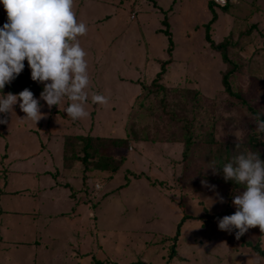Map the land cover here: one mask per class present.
Wrapping results in <instances>:
<instances>
[{
  "label": "rangeland",
  "instance_id": "rangeland-1",
  "mask_svg": "<svg viewBox=\"0 0 264 264\" xmlns=\"http://www.w3.org/2000/svg\"><path fill=\"white\" fill-rule=\"evenodd\" d=\"M211 1L74 0L73 10L88 28L87 34L78 39L87 53L90 82L85 109L89 115L74 121L64 112L70 103L67 98L59 107L54 105L51 109L42 100L41 111L46 115L36 127L23 124V136L30 140L20 145L18 154L25 157L14 164L9 158L2 162L9 151L4 153L5 133L0 129V167H13L15 175H10L14 186L37 182L43 185L44 192L37 198V204H44L45 215L58 208L50 202L51 192L58 190L64 194V204L60 203L58 212L65 213L54 214L51 219L44 217L39 222L43 235L58 237L50 238L48 260L53 264H255L251 255L241 249L242 239L236 238L235 230L229 233L218 228V219L224 215L208 223L205 236L193 233L191 223L198 215L206 213L207 218L211 211H220L224 205L232 204L237 194H226L225 181L217 183L216 174L209 172L226 144H235L232 149L237 152L259 150L264 159V141L257 138L256 123L252 119L264 113V21L261 20L264 13L259 17L258 0H228L226 9L215 5L219 20L210 24L214 41L228 38L232 42L229 55L235 63H241V68L232 73L230 82L233 92H241L247 101L245 104L225 88L222 76L231 65L222 60L221 53L206 38L207 23L213 16L208 6ZM166 16L173 39L171 54L168 53L169 37L163 33L167 28L162 23ZM5 22L7 17L0 19V27ZM236 41L239 45L234 46ZM164 62L167 64L163 75L156 85L152 84ZM24 63L22 73L6 84L3 91L11 86L21 91L43 87L31 79L27 60ZM93 94L105 96L108 102L93 103ZM15 108L18 120L24 119L26 114L18 106ZM14 115V112L0 113V118L11 119ZM0 126L6 129L7 123ZM34 132L46 145L49 141L44 155L49 156V151L53 155L50 177L15 170L42 166L43 154L37 153L42 156L40 159L33 156L38 147ZM189 132L192 133L191 147L186 145L184 157L185 143L173 142L165 136L185 139ZM235 134L241 137L239 148H236ZM70 135L139 139L131 140L127 158L114 173L97 169L85 173L80 163L65 170L60 160L65 146L70 148L72 142H66ZM79 141L75 139L73 145L80 146ZM15 156L11 152L10 158ZM196 173L208 177H198ZM3 174L0 178H4ZM185 176L199 179L190 182ZM202 181L215 185V190ZM217 192L225 202L211 204L216 201ZM183 193L187 195L183 197ZM0 194V206L6 200H13L5 189ZM198 196L204 198L201 199L205 204L193 207L191 204L198 202ZM180 223L185 224L174 241ZM245 235L250 237L244 239L261 241L264 248V233L258 226L250 228ZM75 244L85 253L76 252L71 260V247ZM172 252H176L173 257ZM10 254L9 259L1 257L0 264H33L32 259L23 257L20 249ZM79 256H83L81 261ZM42 261L34 264H43Z\"/></svg>",
  "mask_w": 264,
  "mask_h": 264
},
{
  "label": "clouds",
  "instance_id": "clouds-1",
  "mask_svg": "<svg viewBox=\"0 0 264 264\" xmlns=\"http://www.w3.org/2000/svg\"><path fill=\"white\" fill-rule=\"evenodd\" d=\"M215 2L223 6L229 1ZM0 3L7 13L0 18L7 17V22L0 27V113L12 114L13 106L19 101L21 111L26 114L24 119L36 124L46 115L41 111V100L51 109L54 105L59 107L67 98L70 101L64 108L67 116L74 121L87 117L86 89L90 82L87 53L78 37L86 35L88 28L78 20L73 10L74 0H0ZM25 60L31 69V79L43 85L39 99L28 88L18 94H3L5 85L24 70ZM91 99L93 103L108 102L100 94H93ZM262 116L264 113H259L252 119L256 123L257 138L264 141V136L260 135L264 133ZM6 123V118H0V124ZM235 135L236 148H239L241 137ZM210 167L213 174H220L222 167L225 182L233 181L244 188L232 200L236 211L219 218L218 228L229 233L235 230L237 239L257 226L264 233V159L260 151H240L219 167L216 162ZM202 184L216 188L207 181ZM213 202L224 203L225 200L217 192L216 201L211 204Z\"/></svg>",
  "mask_w": 264,
  "mask_h": 264
},
{
  "label": "crops",
  "instance_id": "crops-1",
  "mask_svg": "<svg viewBox=\"0 0 264 264\" xmlns=\"http://www.w3.org/2000/svg\"><path fill=\"white\" fill-rule=\"evenodd\" d=\"M233 1V0H232ZM209 4V2H208ZM258 7L260 9L259 13V17H261L262 13L261 12V7L264 8V0H258ZM210 7V5H208ZM217 11V10H216ZM218 14V12H217ZM213 17V16H212ZM211 17V18H212ZM219 20V15L218 18L216 19V21ZM262 21H264V17L262 15ZM264 27V26H263ZM9 93L8 91H3V94H7ZM12 93V92H11ZM13 94H18V93H13ZM36 95V94H35ZM38 99L40 98V95H37ZM43 101L41 100L40 103H42ZM19 107V101L17 102L16 105L13 106V111L15 113V115L11 118V119H7L8 123L6 126V129L2 128L0 126V129H3L5 135L3 136V140H2V144H5V152L8 149L9 153L8 156L2 157V162L5 163V161L7 162V159H10V163H18L19 160L22 157H25V155H22L20 157V154H18L20 145H24L26 144V141L30 140V139H26L25 134L22 133L23 129V124H28V126L30 127H36L37 123L35 124L34 122H32L31 120H27L25 121L24 119H20V121L18 120V112H16V108L15 107ZM15 108V109H14ZM20 108V107H19ZM21 111V109H20ZM11 114V113H10ZM12 121V122H11ZM42 124V121L40 122ZM40 128L42 125H39ZM25 127V125H24ZM42 129H39V131H42ZM37 133L34 132L32 135L35 136V138L37 139V150L34 152V157H37V159H40L42 156H38L37 153L43 154V161H42V166H36L30 168L29 170H25L20 168H17L15 170L18 171V173H22V172H31V173H41L44 175H48L50 177V175L48 173H52L51 169L53 166V155H51V151H49V156H47L48 154L44 155V151L46 149H48L49 147V141L46 142L47 145L45 144L44 141L41 140L40 137H38V135H36ZM30 138L33 140L34 137L30 136ZM1 141V140H0ZM136 141V140H134ZM11 142V145H10ZM21 142H25V143H21ZM39 150V152H37ZM15 153L16 156L13 158H10V154ZM62 157V156H61ZM60 160H63V157ZM9 163V162H8ZM63 164V161H62ZM17 166V165H16ZM0 176L2 173H4V178H0V182H3L2 187L0 186V192L2 190H6L7 192H10L9 197H13V200L10 202L8 200H6V204L5 205H1L0 206V258L1 257H5V258H11L12 255L10 254V252L12 250H21V253L24 254V258L26 259H32L33 263L35 261H39L42 260L43 264H53L51 261L48 260V256L49 254V249L50 246L52 245V240L50 238H58L57 236L52 237V235L47 234V235H43L42 232L39 231V228L41 227V222L42 218H48L50 217V219L52 218V216L54 214H56V216H58L59 214H63L65 213V211H61L58 212V208H60L61 204H64L65 198H64V194L60 193L58 190H56L55 192H51V197L50 202L51 204H56V206L58 208H54V211H50L48 214H44V210L45 208L43 207L44 204L41 203L37 204L38 201V197L41 194V192H44V190L42 189L43 185H37V183L35 184H31L30 186H26L23 185L21 183H18L17 186L15 185V182L11 179V175H15L14 169L13 167H5V165L0 167ZM70 168H65V170H68ZM39 171V172H38ZM11 174V175H10ZM6 175H10V176H6ZM39 179V178H38ZM50 179V178H48ZM1 196V194H0ZM67 202V201H66ZM65 202V204H67ZM47 203V205H49V202H45ZM61 203V204H60ZM70 205V204H69ZM68 205V206H69ZM48 207V206H46ZM73 207L74 209H76L74 206H70ZM35 217L38 218V221L35 222L34 219ZM36 218V220H37ZM216 221V220H214ZM203 219H199V220H194L192 223V226L194 227V231L193 233L198 234L201 233L203 234L208 228L209 226L207 225V227L203 226ZM213 225H211L212 227ZM46 227L50 229V224L49 222H46ZM30 228V229H29ZM214 228V227H212ZM211 228V229H212ZM215 229V228H214ZM212 232V231H211ZM191 233V234H193ZM190 234V235H191ZM204 235V234H203ZM192 236V235H191ZM205 236V235H204ZM207 239V238H206ZM226 238H224L225 240ZM211 240V239H209ZM223 240V242H224ZM242 241L240 243L241 249L246 250L247 253H249L253 259V262H255V264H264L263 260L260 259V255L256 254V256H254V251L251 250V248L246 247L244 248V246L242 245ZM78 245V247H76ZM75 244V247H71L72 249V254H70L71 260L73 259L74 254H76V252L78 254L81 253H85L84 250H82L81 246L79 244ZM225 244H224V248H225ZM66 250V247H65ZM27 252H30V254H28ZM252 253V254H251ZM254 257H253V256ZM258 255V256H257ZM57 255L53 256L52 258H55ZM61 254L58 255V257H60ZM64 257H66V253L63 254ZM83 258L79 256V261H81ZM49 261V263H48ZM79 263V262H78Z\"/></svg>",
  "mask_w": 264,
  "mask_h": 264
},
{
  "label": "trees",
  "instance_id": "trees-1",
  "mask_svg": "<svg viewBox=\"0 0 264 264\" xmlns=\"http://www.w3.org/2000/svg\"><path fill=\"white\" fill-rule=\"evenodd\" d=\"M228 4H225L223 6H221L223 9H226V7H228ZM210 8L213 11V17L211 18V20L207 23V33H206V38L207 40L210 41L211 47L213 49H215L216 51H218L219 53H221V57L222 60L227 64V65H231V68L229 70H226V72L223 73L222 76V82L225 85V88L229 90V92H232V94H235V96L237 98H242V102L247 104V101L245 100V98H243L241 92H233L232 91V83L230 82L231 77H232V73L238 69L241 65V63L237 64L235 63L229 53H230V47L232 45V42L230 39L225 38L222 39L221 42H216L214 41V39L212 38L211 32H209V30H211L210 28V24L213 23V21H215L218 18V14L217 11L215 10L214 6L218 5L215 1H211L210 2ZM166 25V29L163 30V33H165L168 37H169V42H170V48L168 50V53L171 54L172 50H173V39H172V32L169 29L170 25L169 22L167 20V16L164 17L163 22ZM172 44V46H171ZM239 45V41L234 42V46ZM167 64V62L162 63V68L161 70L157 73L156 77L152 80V84L154 83L156 85L157 80L161 78V76L163 75L164 71H165V65ZM241 68V67H240ZM33 84L29 83V86H32ZM163 87V86H161ZM31 90V89H30ZM43 90V87L40 86L39 89L33 91L31 90L34 94L36 95H40V92ZM8 92H12V93H19L21 90L18 89L15 86H11L10 88H7ZM145 99L146 96L144 97ZM146 101L142 102L145 103ZM141 103V104H142ZM261 119H264V117L262 116ZM192 133L189 132L188 135H186L185 139L180 138V136H172L170 138H167L168 136H165V139L171 140L173 142H184L185 143V147L182 151V155L184 157L187 156V147L186 145H189V147H191V135ZM76 140H80L79 142L81 143L80 146H75V143L73 145V141ZM139 137L130 139L129 138H125V137H109V138H104V137H95V136H73L70 135L68 136V141L66 139V142L70 143V148L65 146V152L63 154V167L65 168H75V166H77V163L81 164L83 166V171L85 173H87L89 170L92 171L93 169H97L100 171H110L112 173H114L115 171L118 170L119 166L124 162V160L127 158L128 155V147L130 146L131 140H138ZM108 145L110 146H114V148H110L109 146V150L108 151ZM235 146V144H226L224 146V150L222 152H220L217 156V158L215 159L216 162H218L219 164L217 165L218 167L220 166L221 163H225L228 162V160H230L234 155L238 154L237 151L233 150L232 148ZM244 151V150H243ZM111 152V153H110ZM114 154L119 155L118 157L115 156ZM221 161V162H219ZM79 167V166H78ZM59 169V168H57ZM200 171V170H199ZM213 170H209V172H212ZM197 174V173H196ZM198 177H208L207 175H202L199 176L200 174H197ZM189 176V175H188ZM185 176L190 182H194V180L199 179L198 177L194 176V177H188ZM215 181L217 183H219L220 181H225L223 179V173H222V167L220 168V174H216V178ZM87 182L86 179L83 180V183L85 184ZM226 183V194H230V193H238L239 191H241V189L244 190L243 185H237L236 183H234L233 181H227ZM69 185V184H66ZM241 188V189H240ZM183 190L182 186H181V191ZM233 191V192H232ZM75 194H73L74 196ZM187 195V193H183V197H185ZM203 197L198 196V202L195 204H191L193 207H200L201 205H204L205 202H203V200L201 199ZM204 199V198H203ZM227 203V201H226ZM225 203V204H226ZM183 204V203H182ZM225 206V207H224ZM223 209H221L219 211V209L217 211H211V214L208 213V216L206 218V213L204 216L202 215H198L196 216V220L202 219L204 220L203 222V226L208 225V223H210V221H212L213 219L216 220V217H220L221 215H231L234 214L235 212V206H233V204L229 203V205H224ZM191 217V216H188ZM182 223V222H181ZM181 223L178 225L179 227L177 228V233L174 234L173 236V240L176 241V239L180 236V234L182 233V227L183 225H181ZM182 226V227H181ZM250 237V236H249ZM246 237V235H242L240 238L242 239V243H244L247 247L251 248L252 251L258 253L264 260V248L262 246L261 241H253L252 240H247L244 238H249ZM171 238V236H170ZM174 247V244H173ZM174 251V250H173ZM176 252H172V257L175 255ZM171 257V258H172ZM140 262V260H139ZM138 262V263H139ZM129 264H136L135 262H131ZM152 264V263H151ZM163 264V263H162ZM166 264V263H164Z\"/></svg>",
  "mask_w": 264,
  "mask_h": 264
},
{
  "label": "built area",
  "instance_id": "built-area-1",
  "mask_svg": "<svg viewBox=\"0 0 264 264\" xmlns=\"http://www.w3.org/2000/svg\"><path fill=\"white\" fill-rule=\"evenodd\" d=\"M6 11L4 9V6L2 3H0V18L3 17L4 15H6Z\"/></svg>",
  "mask_w": 264,
  "mask_h": 264
}]
</instances>
